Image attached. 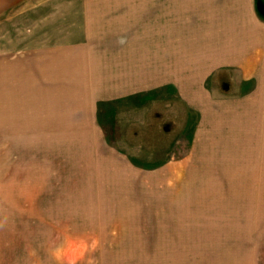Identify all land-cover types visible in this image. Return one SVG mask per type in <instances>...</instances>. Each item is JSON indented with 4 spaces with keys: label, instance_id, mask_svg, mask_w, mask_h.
Instances as JSON below:
<instances>
[{
    "label": "rangeland",
    "instance_id": "1",
    "mask_svg": "<svg viewBox=\"0 0 264 264\" xmlns=\"http://www.w3.org/2000/svg\"><path fill=\"white\" fill-rule=\"evenodd\" d=\"M165 1L0 0V112L6 85H14L5 76L14 73L12 65L22 57L42 55L69 41L78 44L83 28L103 23L115 29L124 16L128 26L121 35L91 37L94 53L109 57L108 66L118 72V55L131 61L133 54L139 56L142 48L148 49L144 42L148 33L164 40L160 33L165 31V19L156 11ZM255 6L264 16V0H255ZM169 22L174 28L181 26L180 21ZM188 22L181 26L186 27L187 42L196 39ZM134 31L142 35L133 36ZM180 39L172 36L173 75L182 62L187 71L189 64L195 69L197 61V50L189 43L182 53L176 49ZM137 40L139 47L133 46ZM155 71L157 82L151 87L117 99H96L93 113L98 126L94 124L97 130L92 133L44 132L38 127L4 131L0 114V264H195L191 252L186 261L164 258L173 255L171 245L166 244L170 252L164 254L167 246L159 252L160 242L150 225L166 216L173 221L196 220L195 200L208 198L197 193L221 188L260 189L258 196L252 192L236 196L240 201L235 218L252 231L250 264H264V162L250 163L256 158L247 155L249 149L232 148V180L213 178L220 176V161L227 159L228 149L207 145L204 109L193 99L197 86L186 82L182 89L175 77L166 83L164 58ZM223 74L206 77L209 91L239 92ZM79 119L77 125L61 128L84 127ZM188 240L193 244L197 239ZM236 264L246 263L238 256Z\"/></svg>",
    "mask_w": 264,
    "mask_h": 264
},
{
    "label": "crops",
    "instance_id": "2",
    "mask_svg": "<svg viewBox=\"0 0 264 264\" xmlns=\"http://www.w3.org/2000/svg\"><path fill=\"white\" fill-rule=\"evenodd\" d=\"M255 8V0H167L163 7L155 10L160 13V18L165 19V25L158 23L165 26V31L160 33L164 40H157V33H148L149 38L144 40L148 42L145 44L148 49L142 48L139 56L133 54L131 61L129 56L118 55V72L108 66L109 57L104 59L94 53L97 51L93 48L91 37L121 35L124 26H128L124 16L115 29L105 27L103 23L99 27L83 28L84 37L78 44L69 41L65 46L51 47L42 55H26L12 65L14 73L5 76L11 78L14 85H6L4 112H0L4 115L3 130L11 131L16 127L17 131H28L38 127L37 131L44 132L82 130L92 133L98 126L93 113L96 99H117L135 89L153 86L157 82V62L164 58L165 72L162 75H165L166 83L173 82L175 77L182 89H185L186 82L188 86L193 82L197 86L193 99L204 109V123L209 137L207 145L228 149L227 159L220 161L222 168L217 172L220 176L212 177L232 180V148L249 149L247 155L256 158L250 159V163L264 162V16ZM172 20L180 21L181 26H186L182 25L183 21H189L188 26L195 30L190 35H195L196 39L188 38L187 42L184 37L188 34L186 27L174 28L169 24ZM132 35L142 34L134 31ZM174 35L181 37L180 42L175 44L181 53L187 43L191 50H197L195 69L189 64L186 71L182 62V68L175 71V75L172 71ZM96 40L101 41V38ZM137 42L133 46L139 47ZM177 59L183 60V55L180 58L177 56ZM144 68L145 71L150 69L149 72L143 73ZM220 72L228 77L232 90L236 91L238 86L239 92L213 95L209 91L206 77H217ZM182 95H185V90ZM78 114L84 115L81 119L77 118L82 120L84 127L73 130L61 128L71 123L77 125ZM29 116H37L41 120H30ZM246 192L261 195L260 189L237 191L221 188L211 193L198 192V197L203 195L208 198L206 201L195 200L196 220L173 221L166 216L155 221L150 227L158 236L159 252L162 253L161 249L168 243L173 255L164 258L175 260L173 262L182 258L188 260L191 252L197 260L195 264H236L238 256L241 261L250 264L252 231H246L235 218L236 205L240 201L236 196ZM180 201L183 204L184 200ZM212 217L214 219L211 220ZM190 228L197 230L190 231ZM189 237L197 239L193 243L195 247L189 244ZM168 248L164 249V254L170 252Z\"/></svg>",
    "mask_w": 264,
    "mask_h": 264
}]
</instances>
